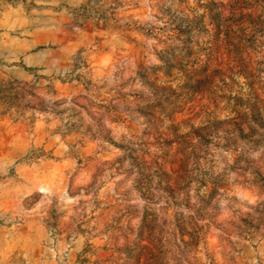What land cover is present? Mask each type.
<instances>
[{
    "label": "clouds",
    "instance_id": "9594fccd",
    "mask_svg": "<svg viewBox=\"0 0 264 264\" xmlns=\"http://www.w3.org/2000/svg\"><path fill=\"white\" fill-rule=\"evenodd\" d=\"M0 264H264V0H0Z\"/></svg>",
    "mask_w": 264,
    "mask_h": 264
}]
</instances>
